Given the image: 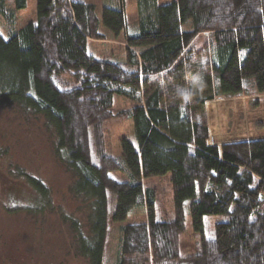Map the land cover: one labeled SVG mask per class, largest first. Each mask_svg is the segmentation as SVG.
Here are the masks:
<instances>
[{
    "label": "trees",
    "instance_id": "obj_1",
    "mask_svg": "<svg viewBox=\"0 0 264 264\" xmlns=\"http://www.w3.org/2000/svg\"><path fill=\"white\" fill-rule=\"evenodd\" d=\"M136 1L131 34L126 0H105L101 17L86 0H37V20L21 28L27 0H0L9 24L8 37L0 30V105L42 116L55 133L87 225L62 218L88 264H104L110 220L125 221L140 205L147 220L120 227L116 264H264V244L249 245L250 231L237 248L209 237L192 255L180 251L187 205L196 229L200 217L225 215L264 234V138L209 143L207 112L219 97L264 93V0ZM109 35L124 36V60L89 53L90 41ZM116 93L135 102L115 115ZM113 118L132 120L137 140L122 136L118 155L107 134ZM167 173L173 220L156 217V193L144 182ZM26 180L36 204L49 205L50 189Z\"/></svg>",
    "mask_w": 264,
    "mask_h": 264
},
{
    "label": "rangeland",
    "instance_id": "obj_2",
    "mask_svg": "<svg viewBox=\"0 0 264 264\" xmlns=\"http://www.w3.org/2000/svg\"><path fill=\"white\" fill-rule=\"evenodd\" d=\"M86 1L96 5L101 17L105 0ZM171 1L158 0V3ZM126 3L129 32L136 34L139 30L137 1L126 0ZM36 20L37 0H27V6L17 11L16 27L21 28ZM8 27L6 19L0 15V30L6 37L9 36L6 32ZM109 36L111 39L90 41L89 53L96 57L124 60L127 55L124 36ZM198 43L201 45L202 41ZM134 102L133 98L116 93L114 114ZM207 112L212 144L264 138V93L219 97L207 103ZM107 134L114 155L120 153L122 136L137 143L132 120L111 119ZM55 139V133L47 127L42 116L17 105H0V264H88L77 254L75 232L62 218V213L73 214L87 225L85 204L70 190L74 177L56 156ZM26 175L39 178L50 189L49 205L45 203L40 208L36 204L37 194L28 184ZM112 175L122 178L118 172ZM144 182L156 193V217L173 220L175 205L170 173L148 177ZM185 217V231L180 235L182 255L196 253L209 237L217 238L221 249L237 248L241 231L252 232L249 245L264 244V234L257 231L255 224L242 227L235 218L212 215L200 217V227L196 229L188 205ZM146 220L144 205L134 208L125 221L110 220L104 264L118 262L120 227Z\"/></svg>",
    "mask_w": 264,
    "mask_h": 264
},
{
    "label": "built area",
    "instance_id": "obj_3",
    "mask_svg": "<svg viewBox=\"0 0 264 264\" xmlns=\"http://www.w3.org/2000/svg\"><path fill=\"white\" fill-rule=\"evenodd\" d=\"M209 143H213V140L210 138Z\"/></svg>",
    "mask_w": 264,
    "mask_h": 264
},
{
    "label": "crops",
    "instance_id": "obj_4",
    "mask_svg": "<svg viewBox=\"0 0 264 264\" xmlns=\"http://www.w3.org/2000/svg\"><path fill=\"white\" fill-rule=\"evenodd\" d=\"M229 141H230V140H229ZM223 142H224V141H223ZM226 142H227V141H226ZM221 143H222V142H221ZM221 143H220V144H221ZM218 144H219V143H218Z\"/></svg>",
    "mask_w": 264,
    "mask_h": 264
}]
</instances>
